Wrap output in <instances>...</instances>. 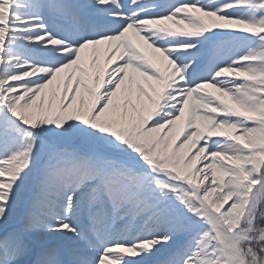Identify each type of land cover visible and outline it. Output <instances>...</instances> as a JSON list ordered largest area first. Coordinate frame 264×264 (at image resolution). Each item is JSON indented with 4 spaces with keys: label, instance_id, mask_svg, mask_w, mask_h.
<instances>
[{
    "label": "snow or ice",
    "instance_id": "1",
    "mask_svg": "<svg viewBox=\"0 0 264 264\" xmlns=\"http://www.w3.org/2000/svg\"><path fill=\"white\" fill-rule=\"evenodd\" d=\"M0 264H264V0H0Z\"/></svg>",
    "mask_w": 264,
    "mask_h": 264
}]
</instances>
